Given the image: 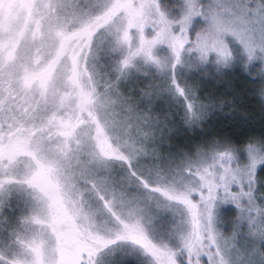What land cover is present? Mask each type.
Wrapping results in <instances>:
<instances>
[{"label": "snow or ice", "instance_id": "obj_1", "mask_svg": "<svg viewBox=\"0 0 264 264\" xmlns=\"http://www.w3.org/2000/svg\"><path fill=\"white\" fill-rule=\"evenodd\" d=\"M264 0H0V264H264Z\"/></svg>", "mask_w": 264, "mask_h": 264}, {"label": "trees", "instance_id": "obj_2", "mask_svg": "<svg viewBox=\"0 0 264 264\" xmlns=\"http://www.w3.org/2000/svg\"><path fill=\"white\" fill-rule=\"evenodd\" d=\"M249 111H252L253 112V116L250 117L249 119V122L247 123H242L243 125V129L244 130H249V125H251V127L259 130L260 127H261V121L262 119H264V117L261 116V114L259 113L258 110L254 109L253 107L249 106ZM222 125H227V124H223L221 123Z\"/></svg>", "mask_w": 264, "mask_h": 264}, {"label": "rangeland", "instance_id": "obj_3", "mask_svg": "<svg viewBox=\"0 0 264 264\" xmlns=\"http://www.w3.org/2000/svg\"><path fill=\"white\" fill-rule=\"evenodd\" d=\"M239 122V123H243L242 121V118H240L239 116H234L232 118H229V117H222L221 120H220V124L223 123V124H227V123H230V122Z\"/></svg>", "mask_w": 264, "mask_h": 264}]
</instances>
